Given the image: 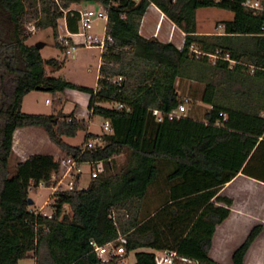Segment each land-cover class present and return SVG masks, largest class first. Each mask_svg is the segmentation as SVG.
<instances>
[{
  "label": "trees",
  "instance_id": "1",
  "mask_svg": "<svg viewBox=\"0 0 264 264\" xmlns=\"http://www.w3.org/2000/svg\"><path fill=\"white\" fill-rule=\"evenodd\" d=\"M246 1L0 0V264H19L30 252L35 264H116L114 259L102 262L90 240L118 245V236L124 239L125 253L168 248L200 264H225L209 256L216 227L232 205L231 198L218 192L238 172L264 181V139L259 138L264 133V0H251L259 9L245 6ZM84 2L105 9V35L112 40L102 50L94 89L49 76L45 66L58 71L65 58L44 59L26 43V24L35 21L51 29L54 47L65 53L58 20L65 15L69 27L71 18L78 19L70 8ZM151 4L185 34L180 49L140 35L141 19ZM202 8L232 14L231 20L221 22L223 36L195 34L196 11ZM191 46L205 53L227 52L238 63L211 64L207 57L196 58ZM189 65L196 78L207 79L201 102L209 108L203 119L156 121L152 110L167 114L189 103L176 86L177 78L192 77ZM37 87L53 95L54 108L61 104L57 94L67 89L87 93L89 119L108 120L111 131L85 132L82 145L66 142L63 137L87 129L85 121L73 113H22L24 96ZM31 126L41 128L64 158L102 164L86 187L54 193L50 217L30 209L27 199L31 189L49 186L64 158L31 153L11 170L14 132ZM98 135L102 145L81 151ZM120 154L124 160L118 166ZM263 228L256 224L249 230L230 264H245ZM134 256V264H155L152 251L138 250Z\"/></svg>",
  "mask_w": 264,
  "mask_h": 264
},
{
  "label": "rangeland",
  "instance_id": "2",
  "mask_svg": "<svg viewBox=\"0 0 264 264\" xmlns=\"http://www.w3.org/2000/svg\"><path fill=\"white\" fill-rule=\"evenodd\" d=\"M210 12L215 13L216 17L222 19H231L232 14L227 11H222L218 9H206ZM200 21L203 17L200 16ZM35 21H31L26 24V28L30 24H34ZM157 24V18H154L150 21L151 30L155 29ZM218 22L211 24V29L214 30L215 26ZM92 33L98 36H101L104 32V22L94 21L93 23ZM43 31L40 32V30ZM40 30L36 29V33H30L29 39L26 43H30L34 45L37 42H43L45 44L43 50L41 51L42 57L50 59L55 58L57 60L63 61L64 55L54 47V40L52 38V32L50 28H40ZM29 32V31H28ZM99 50L97 49H86L84 47H77L74 58H71L70 55L64 60V66L58 70L53 76L61 77L69 82L93 88L96 84V67L98 61ZM210 64V63H208ZM48 68V67H47ZM191 76H197V71L193 68L187 66ZM48 70H52L48 68ZM184 82V81H183ZM185 85H182V82L177 86L179 90L182 91ZM200 88L195 87L194 94L196 98H198L197 93L199 94ZM219 97L223 99V94H219ZM59 101L61 105L57 108L58 112H62L63 114H70L75 112V116L78 119H83L88 126L89 132H95L99 134L101 132L100 123L102 119L99 117H94L92 121H86L83 115L86 111V105L88 102L89 95L87 93L75 91V90H65L61 97H59ZM49 100L51 102L50 105H46L45 101ZM53 95L48 91H31L30 94L25 96L22 102L21 112L24 114H42V115H53L57 110H53L52 103ZM195 104V103H194ZM77 105V108H75ZM203 110V109H202ZM191 104H185V110L181 113V116L186 117L190 115ZM201 111V110H200ZM79 114V115H78ZM56 115V114H54ZM57 116V115H56ZM58 118V117H57ZM88 118V117H86ZM59 119V118H58ZM17 131V132H16ZM15 131L14 135V149L15 151L23 150L24 154L29 155L31 153H49L57 156V158H64L63 154L59 151L58 147L51 142L45 132L39 127H22ZM84 130H80L77 132L75 137H63V139L72 144V145H82L84 141ZM26 145V148H25ZM18 152H14L10 159L11 170L14 171V166L18 162V157L16 156ZM20 156V153H18ZM124 160V155L120 154L116 156V162L119 166ZM92 167L85 163L82 166V173L80 176V180L78 183L79 188H84L87 186L90 179V171ZM51 189L44 185H40L36 189H31L29 191V197L33 199V204L29 205L30 209H39L42 207L41 211L51 213V204L53 200L49 196ZM239 192V191H238ZM241 192V191H240ZM50 197L49 205L45 204L47 198ZM152 198V197H151ZM153 199V198H152ZM234 212L232 213L231 219L227 221L225 224H222L216 230L213 244L210 251V257L217 262L230 264L231 262V254L233 250L244 240L245 236L252 228L253 223H249L246 220L248 215L247 211H255L258 209L264 208V192L260 188H250L244 189L235 197V201L233 203ZM237 207L242 209L240 212L239 218H236V213L238 212ZM64 211L66 213H70V208L65 206ZM244 211V212H243ZM126 212V211H125ZM127 214V213H125ZM238 219V221H236ZM248 221V222H247ZM264 226V225H263ZM145 250L154 251V249L146 248ZM134 262V251L128 253V256L124 259V264H133ZM19 264H34L33 257H26L19 260ZM245 264H264V229L256 239V241L251 245L248 253L246 255Z\"/></svg>",
  "mask_w": 264,
  "mask_h": 264
},
{
  "label": "crops",
  "instance_id": "3",
  "mask_svg": "<svg viewBox=\"0 0 264 264\" xmlns=\"http://www.w3.org/2000/svg\"><path fill=\"white\" fill-rule=\"evenodd\" d=\"M253 2H255V1H253ZM257 4H258V2H257ZM89 6H97V5L94 4V3L84 2V3H81L79 5L72 6L70 9H83V8H86V7H89ZM206 9H210V8H202V9H198L196 11V15H195V19H196V33L195 34L198 35V36H223L224 34H223L221 22L226 21V20H231L232 18L231 19H222V18L216 17L215 16V13L210 12L209 10H206ZM212 9H215V8H212ZM222 11H224V10H222ZM200 16L203 17V24H204L203 26L201 25L202 24V19H201V21L199 19ZM154 18H157V24H156L155 29H153V31H152L151 28H149V26H150V21L152 19H154ZM95 21H101V20L98 19V20H95ZM215 22H218V24L215 26L214 30H212L210 28L211 27V24L212 23H215ZM105 25H106V23L104 22V26ZM92 29H93V27H92ZM78 30H79L78 19L75 22L74 19L71 18L70 19L69 27L67 26V21H66V16L65 15H64L63 18H61V19L58 20V34H59V39L60 38H65V37H69L71 34H75ZM41 31H43V29H41L40 32ZM139 33H140V35H142L144 38H147V39L156 38V39H158L161 42H172L179 49L182 47L183 42H184V38H185V34L174 23H172L153 4H151L147 8L146 12L144 13V15H143V17L141 19L140 27H139ZM94 35H96V34H94ZM73 40L74 41H78V42L81 41V39L78 38V37H73ZM27 44L28 45H31L30 43H27ZM43 48L40 50V53L43 50ZM86 49H97V50H99V53H98L99 57H98L97 67H96V72H97L96 82H97V79H98V71H99V67L101 65V53H102V50L99 49V48H86ZM61 53H62V55H64V58L65 59L69 56V55L66 54V52L65 53L61 52ZM74 54H75V52L72 55H70V57L71 58H74ZM44 59H47V58H44ZM208 62H210L212 64V61L209 60V59H208ZM47 67L48 66H45V70H46V72H47V74L49 76H53L57 72V71H54V70H50L49 71L48 70L49 67L48 68ZM206 81H207L206 77L203 76V77L196 78L194 75L192 77H190V78L181 79V80L179 78H177V80H176V86H178L179 83H181V82H182V85H185L184 88L182 89V91L179 90V88L177 87V92H178V94L180 95L181 98H187L188 99L189 103L186 102L185 104H191V111H190V115H188V117H190V118H192L194 120H197V121H201L203 119V115H204L205 110L207 108H209L208 105H206V104H204V103L201 102V96H202V92H203V89H204V86H205ZM69 83H72V82H69ZM72 84H74L76 86H80V87H86V86L78 85V84H75V83H72ZM198 86L200 88V92H199V94L197 93L198 98H196L195 97L196 94H194V90H195V87H198ZM95 87H96V84L93 86L92 89H94ZM86 88H90V87H86ZM28 94H30V92ZM61 94L62 93H59V94H57V96L58 97H61ZM27 95H25V96H27ZM25 96H24V98H25ZM24 98H23V100H24ZM50 104H51V102H50ZM50 104H46V105H50ZM185 104H184V107H185ZM59 106H56V108H54L53 103H52L53 110H57L54 113L56 115L59 114L58 109H57ZM21 108H22V106H21ZM75 108H77V105H75ZM72 113L75 114V112H72ZM85 114L86 115H84V114H80V115H83V117L85 118V120L86 121H89V123H90V121H92L93 118H92V120L89 119V113H88L87 107H86ZM262 116H264V111L262 112ZM86 117H88V118H86ZM100 125H101V123H100ZM88 126H87V129L84 130L85 132H89L88 131ZM18 129H16V130H18ZM259 138L260 139L261 138L264 139V133ZM14 141H15V139H13V151L20 153V156H19L18 153L16 155L18 157V161L24 160L28 155L24 154V151L22 149L19 150V151H15V149H14ZM25 148H26V145H25ZM53 156H54V158H57V156H55V155H53ZM80 176L78 178L77 185L79 183ZM254 187L260 188L264 192V181L259 180V179H256V178H253L251 176H247V175L243 174L242 172H238L231 180H229L228 182H226L220 188L218 194L219 195H224V196H227V197L231 198L232 199V205H233V203L235 201V197L237 195H240V193L242 192V190H244V189H250V188H254ZM49 196H50V193H49ZM50 197H51V200H53V196H50ZM50 197L46 199V201H47L46 203L49 202ZM149 203H150V199H149ZM151 203H152V200H151ZM151 205H152L151 206V209H154V204H151ZM232 205L230 207V213H229L228 217L225 220H223V222L216 227V230L218 229L219 226H221L222 224H225L227 221H229L231 219L232 213L234 212V208H233ZM237 209H238V212L236 213L237 214L236 215V218H239L240 215H242L240 213V212H242V209L239 208V207H237ZM46 213H48V212H46ZM247 213H248V215L246 217H244V218H246V220H248L249 223H253L252 224V227L254 225H256V224H262V225H264V208L263 209H258V210H255V211H247ZM242 216H244V215H242ZM236 221H238V219H236ZM215 233H216V231H215ZM214 236H215V234H214ZM213 239H214V237H213ZM256 239H255V241H256ZM145 249L146 248H139V249H136V250H133V251H134V253L136 251H138V250L148 251V250H145ZM210 251H211V249H210ZM210 251H209V256H210ZM128 253H126V257L128 256ZM32 255H33V253L30 252V256L31 257H33ZM33 259H34V264H35V258L33 257ZM134 262H135V256H134ZM134 262H133V264H134ZM123 264H124V260H123Z\"/></svg>",
  "mask_w": 264,
  "mask_h": 264
},
{
  "label": "built area",
  "instance_id": "4",
  "mask_svg": "<svg viewBox=\"0 0 264 264\" xmlns=\"http://www.w3.org/2000/svg\"><path fill=\"white\" fill-rule=\"evenodd\" d=\"M57 2V0H53ZM119 0H115L118 2ZM137 1V0H136ZM245 6L259 9L257 2H253L251 0H247L244 3ZM75 11L78 14V25L79 30L75 34H71L69 37L60 38L59 40L62 43V46L66 49L67 55H72L77 47H85V48H99L101 50L104 49L106 42H111V38L105 35V27L104 32L101 36H97L91 33L92 25L95 20H102L105 23L107 22V13L105 9L99 5L97 6H89L83 9H70ZM66 13V11H64ZM223 27V26H222ZM41 27L36 26L34 24H30L27 27L29 33L35 34L36 29L40 30ZM73 37H78L81 39L80 42L74 41ZM190 52L198 57H207L212 63H215L217 60L226 61L230 66L238 63L230 58L229 53L222 52L221 50H216L213 53H205L199 51L194 46L189 48ZM253 69V68H252ZM264 71V67L260 68ZM121 78L117 79V82H120ZM46 104H50L49 100H46ZM186 103V101H185ZM184 103V104H185ZM184 104L179 105L176 110H173L167 114L160 112L159 110H152L151 114L155 118L156 121H163L164 118L168 120H173L175 118H179L181 113L185 110ZM115 108L120 109L122 106L120 104H112ZM102 133H107L111 131V125L108 120H103L100 125ZM103 140L101 135H98L93 138H89L83 145L81 151L84 148H94L102 145ZM85 163L79 162L76 157L67 156L62 160V169L59 173H53L51 175V182L49 187L51 189L50 196H53L54 193L65 190V189H75L78 187L77 181L79 176L82 173V166ZM89 164V163H88ZM92 169L90 171V177L96 176L98 172L102 170V164L98 163L96 166H92L89 164ZM43 185V184H41ZM56 196L53 197V202ZM45 204L49 205V203ZM42 207L39 209H35L37 212H42L44 215L50 217L51 213H46L41 211ZM112 217V216H111ZM113 218V217H112ZM120 243L118 245L115 244L113 240L106 242L105 244L99 245L93 239L90 240V244L92 245V250L96 253V255L100 258L102 262H108L111 259L116 261V264H123V260L126 257L125 248L123 246L124 239L122 236H118L116 239ZM154 259L155 264H200L199 261L195 258L183 255L179 253L175 249H154Z\"/></svg>",
  "mask_w": 264,
  "mask_h": 264
},
{
  "label": "water",
  "instance_id": "5",
  "mask_svg": "<svg viewBox=\"0 0 264 264\" xmlns=\"http://www.w3.org/2000/svg\"><path fill=\"white\" fill-rule=\"evenodd\" d=\"M34 46H35L38 50H41V49L45 46V44H44L43 42H37V43L34 44ZM36 90H38V91H47L46 89L41 88V87H37ZM27 200H28V204H29V205L33 204V202H34L33 199H32L31 197H28Z\"/></svg>",
  "mask_w": 264,
  "mask_h": 264
}]
</instances>
